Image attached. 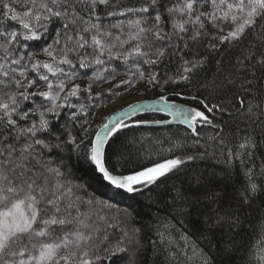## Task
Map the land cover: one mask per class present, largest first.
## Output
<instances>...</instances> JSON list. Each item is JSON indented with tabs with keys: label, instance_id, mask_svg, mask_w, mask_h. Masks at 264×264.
Segmentation results:
<instances>
[{
	"label": "snow or ice",
	"instance_id": "1",
	"mask_svg": "<svg viewBox=\"0 0 264 264\" xmlns=\"http://www.w3.org/2000/svg\"><path fill=\"white\" fill-rule=\"evenodd\" d=\"M112 61L128 66L117 87L142 83L194 104L161 94L89 132L80 101L116 77ZM141 110L163 112L171 117L164 123L185 131L167 156L117 172L108 148L124 129L147 123L125 122ZM261 148L264 0H0V264H147L131 211L109 216L103 202L96 211L97 201L63 182L72 155L129 198L185 174L167 190L170 203L181 223L199 226L207 247L158 224L168 264H180V254L182 264H237L244 248L239 264H264V213L250 219L264 194V163L259 173L249 163ZM205 159L214 166L199 171ZM249 229L254 241L245 245Z\"/></svg>",
	"mask_w": 264,
	"mask_h": 264
},
{
	"label": "trees",
	"instance_id": "2",
	"mask_svg": "<svg viewBox=\"0 0 264 264\" xmlns=\"http://www.w3.org/2000/svg\"><path fill=\"white\" fill-rule=\"evenodd\" d=\"M111 64L113 66L119 64L116 77H109L108 81L98 82V84L93 87L92 98H87V95L85 94V97L80 101L87 105L92 118L89 132L94 129L92 124L96 119L97 110L99 108L108 103L110 104L125 99L127 100L138 94H141L140 97H146L147 94H155V99H158L159 96L163 94L169 97L170 102L186 106L194 104L191 99H182L179 96L173 95L171 90L161 93L150 86L145 88L142 83L137 84L134 87L128 85L117 87L116 85L120 84L121 80L128 78V66L120 64L119 61H112ZM80 71L83 72L85 70ZM88 72L92 75L90 69ZM104 75L108 74L105 73ZM77 82L81 83V86L83 87L89 81L86 78H82ZM185 96H187L186 91ZM163 120H165L164 117L149 115L134 120L129 124L135 125L138 121L155 122ZM184 131L185 128L175 126L157 129L133 126L124 129L117 134L114 142H112L108 148L111 157L109 166H115L117 172H123L125 174L134 169L148 166L162 156H167V148L169 144L176 137L182 136ZM205 131L210 130L206 129ZM198 163V170L206 172L214 166L215 162L205 159ZM249 163H251L257 173H259V168L256 166L264 163V148H261L256 153L253 161H250ZM239 167L243 168V165H240ZM63 168L65 171V175L62 178L63 182L72 187L75 194L80 196L83 200L91 198L97 201L98 206L96 211H100L99 204L100 202H103L110 206L109 208L103 209V212L109 216H114L117 213L123 215L126 211L132 212L134 220L132 221L131 226L140 228L141 238L147 246V264H168L167 252L164 251V246L159 245L156 232V226L159 224L162 228L165 222L176 225V228L173 229L174 238H178L179 233L183 231L189 235L190 242L202 247H207V243L200 238L199 226L181 223L180 219L174 213L170 203L171 195L168 194L167 190L173 184L177 186L181 185L186 178L184 173H181L179 177H172L171 180L166 184L161 185L160 188H154L150 192L145 191L143 194H138L135 197L129 198L127 194L115 195L117 191L113 190L105 182L100 180L99 175L93 171L92 167L76 155H72L70 158L66 157ZM261 182H264V180ZM129 205H131V208ZM202 207L207 211V206ZM250 210L252 213L250 219L255 223L260 215L264 213V194L257 196L253 201ZM109 231L111 232L113 230L109 229ZM242 240L245 245L252 243L254 241L253 231L251 229L246 231ZM154 248L158 250L154 251ZM246 250V248L242 249V252L236 257L237 264H239V260ZM183 259V255L180 254V264H182ZM105 264H107V262H105ZM172 264H178V262L173 261Z\"/></svg>",
	"mask_w": 264,
	"mask_h": 264
},
{
	"label": "rangeland",
	"instance_id": "3",
	"mask_svg": "<svg viewBox=\"0 0 264 264\" xmlns=\"http://www.w3.org/2000/svg\"><path fill=\"white\" fill-rule=\"evenodd\" d=\"M141 94H138L137 96L128 98L127 100H121L113 103H108L101 108L97 110L96 119L94 123L92 124V127L94 129L100 127L103 123L107 121V117H110L111 115L125 109L126 107L137 103L139 101L148 100L156 98L155 94H147L146 97H140Z\"/></svg>",
	"mask_w": 264,
	"mask_h": 264
},
{
	"label": "water",
	"instance_id": "4",
	"mask_svg": "<svg viewBox=\"0 0 264 264\" xmlns=\"http://www.w3.org/2000/svg\"><path fill=\"white\" fill-rule=\"evenodd\" d=\"M153 100L158 101V99H148L147 101H148L149 103H151ZM144 101H145V100H143V101H139V102L134 103V104L142 103V102H144ZM171 103H174V102H171ZM134 104H132V105H134ZM174 104H179V103H174ZM184 106H186V105H184ZM128 107H129V106H128ZM128 107H126V108H128ZM121 111H122V110H121ZM121 111H119V112H117V113H115V114H113V115L119 114ZM113 115H111V116H113ZM149 115L161 116V117H164L165 120H167V119H171V117L166 116L163 112H155V111H151V110H141V111H137V112H133V113H131V115H130L129 117H125V122H126V123H130V122H132V121H134V120H137V119H139V118H141V117L149 116ZM165 120L160 121V123H156V122H147V123L142 124V125L139 126V127L147 128V129L167 128V127H173V126L184 128L183 125H179V124H167V123H164ZM106 122H107V121H106ZM97 174H98V173H97ZM98 175H99V174H98ZM108 186H109V185H108ZM109 187H111V186H109ZM111 188H112V187H111ZM112 189H113V190H116V189H114V188H112ZM116 191H117V190H116Z\"/></svg>",
	"mask_w": 264,
	"mask_h": 264
},
{
	"label": "bare ground",
	"instance_id": "5",
	"mask_svg": "<svg viewBox=\"0 0 264 264\" xmlns=\"http://www.w3.org/2000/svg\"><path fill=\"white\" fill-rule=\"evenodd\" d=\"M155 99V98H154Z\"/></svg>",
	"mask_w": 264,
	"mask_h": 264
}]
</instances>
